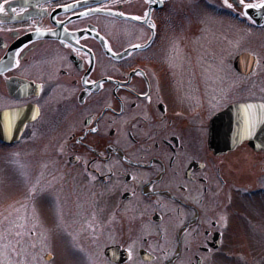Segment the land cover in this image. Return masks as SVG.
<instances>
[{
  "label": "flooded vegetation",
  "instance_id": "flooded-vegetation-1",
  "mask_svg": "<svg viewBox=\"0 0 264 264\" xmlns=\"http://www.w3.org/2000/svg\"><path fill=\"white\" fill-rule=\"evenodd\" d=\"M230 3L0 0V111L24 113L13 144L50 182L31 199L86 264H231L264 224V147L213 145L217 114L264 103V10Z\"/></svg>",
  "mask_w": 264,
  "mask_h": 264
},
{
  "label": "rangeland",
  "instance_id": "rangeland-1",
  "mask_svg": "<svg viewBox=\"0 0 264 264\" xmlns=\"http://www.w3.org/2000/svg\"><path fill=\"white\" fill-rule=\"evenodd\" d=\"M256 83L248 81L249 93ZM23 150L21 153L17 143L0 142V264H86L83 257L73 253L75 247L72 246L78 242L53 233L48 204L41 201L36 207L33 203L31 197L36 185H40L42 193L47 190L42 187L50 182L37 172L34 149L24 147ZM23 162L32 171L27 172ZM23 216H33L35 221L28 226V231L21 233L20 218ZM260 225L248 226L246 239L249 240L242 247L243 253L231 258V264H264V224ZM30 230L34 233L30 234ZM47 252L52 254L50 260L44 258Z\"/></svg>",
  "mask_w": 264,
  "mask_h": 264
},
{
  "label": "water",
  "instance_id": "water-1",
  "mask_svg": "<svg viewBox=\"0 0 264 264\" xmlns=\"http://www.w3.org/2000/svg\"><path fill=\"white\" fill-rule=\"evenodd\" d=\"M249 59L246 68L242 69L244 73H249L253 69L254 58L249 53H243L235 60V65L241 68L242 60ZM248 105L254 107L248 108ZM264 105L258 102L236 103L228 106L224 111L216 115L217 127L222 124V130L227 137L215 139V149L232 148L235 144L243 139H248L249 144L255 148L264 147V109L260 107ZM21 109H7L0 111V139L5 142H13L17 140L24 128L26 119L22 116ZM24 115V113H23ZM218 134V129H217ZM111 248L105 252L112 257ZM50 254H46L45 258H50Z\"/></svg>",
  "mask_w": 264,
  "mask_h": 264
},
{
  "label": "snow or ice",
  "instance_id": "snow-or-ice-1",
  "mask_svg": "<svg viewBox=\"0 0 264 264\" xmlns=\"http://www.w3.org/2000/svg\"><path fill=\"white\" fill-rule=\"evenodd\" d=\"M240 6L243 8V9H253V8H256V9H261V10H264V0H260L259 3H246L245 0H238ZM224 4L228 7V8H232V4L230 3V0H224ZM4 11V5L3 4H0V12H3ZM15 11V9L13 10ZM245 15L247 14L246 11L244 13ZM148 14L145 13V16H147ZM133 19H139V17H133ZM150 27L154 28L155 25L154 24H150ZM134 47H142L141 45H134ZM17 55H19V53H17ZM17 66H18V61H17ZM249 109L254 107L253 105H248L247 106ZM260 107L262 109H264V105H260Z\"/></svg>",
  "mask_w": 264,
  "mask_h": 264
}]
</instances>
